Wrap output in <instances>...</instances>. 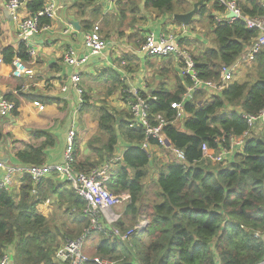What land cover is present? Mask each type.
<instances>
[{
    "label": "trees",
    "instance_id": "obj_1",
    "mask_svg": "<svg viewBox=\"0 0 264 264\" xmlns=\"http://www.w3.org/2000/svg\"><path fill=\"white\" fill-rule=\"evenodd\" d=\"M80 1L92 4L94 0ZM188 1L120 0V13L125 22L128 20L126 11L129 10L131 15L140 13L142 5L145 9L157 11L158 15L166 13L172 18L174 13L189 10ZM236 1L243 15L257 17L264 14L258 0ZM43 5L44 0H29L25 8L29 14H35ZM224 11V6L214 0H205L198 10L200 17L207 14L213 34V45L206 46L199 41L194 52L189 53L196 77L201 80L219 81L222 68L233 64L257 36V30L248 29L240 19L216 21L217 12ZM50 21L47 17H39L38 25L50 24ZM132 22L134 20L125 25ZM178 44L188 46L185 39H180ZM0 54L3 63L8 64L14 57L23 62L30 59L23 43L16 51L6 47ZM122 61L124 63L119 68L123 70L138 68L135 60L127 54L114 59L115 63ZM154 61L160 63L162 75L151 92L155 99H148L150 95L137 91L147 103L152 124L151 117L156 114L163 115L168 121L173 120L175 111L171 103L180 101L187 87L193 84L189 75H179L173 70L171 57L148 61L149 68ZM247 68L244 78H234L237 68L227 86L219 92L209 94L202 89H193L191 97L184 102L186 116L176 124L168 123L163 127L167 141L183 152V161L164 150L168 159L163 162L154 150L141 148L144 129L129 127L125 120H118L123 113L115 114L117 112L107 105L88 104L86 90L83 95L86 102L80 113L91 106L95 111L97 132L94 136H98L88 143V148L96 161L80 159L75 136L73 168L87 172L104 158L117 157L114 152L121 137L129 145L122 151L120 159L113 161L107 185L114 194L128 192L130 199L125 204L123 219L114 226L125 229L126 224L133 225L140 216L148 219L147 230L133 233L126 240L99 232L95 255L115 264H256L263 259L264 124L250 126L245 116L256 115L264 108V48L255 54ZM101 74L103 88L108 86L106 95L118 90H121V96L127 94L128 87L115 68L103 69ZM167 74L171 77L165 83ZM3 97L16 106L14 96L7 94ZM16 113L14 110L13 114ZM245 132L248 136L243 146L227 157L225 165L214 166L203 159L202 144L217 151L220 146L228 147L231 137H240ZM8 136L0 124V141ZM35 136L38 140L32 143L12 140L17 163H44V150L54 145V136L45 131ZM148 143L155 145L156 141L150 137ZM151 169H156L153 181L155 199L149 201L144 198L143 181ZM59 184L49 178L35 182L29 175H23L17 192L0 188V259L10 250L17 264H54L59 240L75 239L89 227L90 222L82 213L85 202L66 183V187ZM54 194L62 203H59L62 214H73L71 223L75 222L74 226L69 227L64 221L54 223L53 228L48 218L37 210L40 202ZM255 233L259 236L256 237Z\"/></svg>",
    "mask_w": 264,
    "mask_h": 264
},
{
    "label": "crops",
    "instance_id": "obj_2",
    "mask_svg": "<svg viewBox=\"0 0 264 264\" xmlns=\"http://www.w3.org/2000/svg\"><path fill=\"white\" fill-rule=\"evenodd\" d=\"M7 1L0 0V53L6 47H11L16 51L20 44L17 37V24L6 7ZM20 1L22 2L19 9L20 15L23 17L28 16L29 13L25 5L29 0ZM49 1H53L58 6V11L56 16L50 21L49 26L34 34L31 38V47L34 49V55L30 56L29 61H26L25 64L32 70V73L16 77L12 75L10 64H0V97L11 94L17 102L15 107L16 115H0L2 130L4 133L10 135L8 138L0 141V158L10 164H19L14 157L12 140H22L28 143L36 142L38 139H35V134L38 135L40 131L51 134L54 136L55 141L53 146L47 147L44 150V163L60 164L62 162L66 146V133L72 126V118L79 100V97L72 90L62 91V86L69 85L70 76L76 72L74 68L64 63L62 57L64 50L68 47L74 48L79 54L86 52L83 47V37L94 23L100 22L101 24L98 23L101 27V33L106 40V48L99 55L90 57L88 63L80 69V86L85 89L84 93L87 90L88 94H93L92 85L95 79V84L103 89V78L100 76L103 69L115 68L114 59L118 58L121 54H127L131 56V59L135 60L138 68L135 71L127 70L129 73L121 68H115L122 75L125 87L127 86L130 89L151 95V92L154 90L151 78L145 80L144 77L152 70L149 68L147 62L155 59H145L138 52L145 35L148 32H154L155 34L173 32L176 35L177 41L185 39L187 40V47L191 46L192 48H194L193 39L197 38L192 31H187L188 26L177 23L170 15L166 13L158 15L157 11L145 9L142 5L140 6V13L131 15V12L127 10L125 16L126 18L128 17V20L124 22L122 21L123 16L120 13V1L110 9L107 8L109 5L106 1L100 2L94 0L92 4H85L80 0H44V3ZM194 1L197 0L188 1L189 10L192 8L191 2ZM219 13L217 12V15H221ZM134 17L135 19H133ZM193 18L192 20L194 21L196 17ZM120 20L124 27H120ZM133 20L134 22L131 24L125 25L127 22ZM72 21L76 22L78 26L74 27L71 24ZM117 33L119 34L118 40L121 45L115 40L118 35ZM198 40L201 41L200 37H198ZM203 44L206 45L205 42ZM179 59L172 57L173 70L180 75L181 67L179 66ZM150 76L153 77L154 74H150ZM156 82H158L157 79ZM100 93L101 98L107 94L105 90H100L99 95ZM33 98L34 100H38L44 106V109L38 110L32 103ZM91 99H94V97L88 98V104H91ZM83 101L85 103L86 99H83ZM105 101L111 102L116 108H120L122 111L113 109L117 112L115 114H119V112L123 113L118 116V120L123 119L128 123V102L121 97V90L114 92L112 95H106ZM80 110L75 114L77 121L75 122L74 120L77 136V155L80 156V159L92 160L89 157L90 155L88 156L87 140L89 136H85L84 126L79 120ZM128 145V142L122 138L119 139L114 152L117 160L120 159L122 151ZM153 148L154 146H152ZM62 177L61 173L54 172L49 173L45 179H52V181L60 183L59 185L65 186L66 182L63 181ZM20 185L21 177L17 175L14 177L10 190L17 192ZM66 186L69 187V184L66 183ZM59 200L57 195L54 194V196L40 202L37 205V210L48 218V215L55 213L52 210L58 207L55 204ZM67 216L68 226H74L76 223H71L73 214ZM123 216V212L119 214L115 223L122 220ZM109 225L104 222V226L107 228H110L112 224ZM125 227H129L128 224ZM90 233L87 235L83 248H85L87 256L89 254H92L90 256H95V249L99 242H97L96 237H99V232L96 231L97 235H90ZM65 241H62V243ZM54 264H60V262L55 258ZM256 264H264V257Z\"/></svg>",
    "mask_w": 264,
    "mask_h": 264
},
{
    "label": "built area",
    "instance_id": "obj_3",
    "mask_svg": "<svg viewBox=\"0 0 264 264\" xmlns=\"http://www.w3.org/2000/svg\"><path fill=\"white\" fill-rule=\"evenodd\" d=\"M106 1L109 6L108 9L114 7L120 0H95ZM225 8V11L221 15L215 16L216 21L231 22L235 19H240L245 23L248 29L257 30V36L252 39L249 46L245 47L240 53L238 59L228 67H223L220 73L219 81L213 80H201L196 77L193 69V61L190 54L180 48L176 35L173 32H163L155 34L154 32H148L143 43L139 46L138 52L141 57L147 59L150 57H168L171 55H179L180 62L183 64L181 67V75H189L193 81L192 86L187 87L186 92L181 97L180 101L171 103V108L175 111L174 119L168 121L163 115L156 114L152 118L154 124L150 122V115L147 109L146 101L138 96V90L128 89L125 91L127 94L121 97L128 102L129 108V127H141L144 129L145 139L141 142V148L152 149V146L164 147L171 150L175 158L179 161L184 160V155L181 150L175 149L169 144L166 146L167 138L164 135L163 127L168 123L173 124L176 120H181L186 116L184 102L191 97L193 89H202L207 93L213 91L219 92L225 88L228 81L232 77V73L236 70L238 65L242 62L250 63L255 54L259 50L264 48V14L257 17H250L243 15L241 8L236 0H217ZM264 9V0H258ZM22 2L20 0H8L6 7L11 14L12 19L17 24V37L20 43H23L26 51L30 56L34 55V49L31 47V38L34 34L45 29L49 24L42 26L38 25L39 17H47L53 19L58 11V6L53 2H45L40 10L35 14H28V16L20 15V7ZM229 11L235 13L236 17L229 18L227 15ZM83 47L86 52L79 54L74 48L68 47L64 50L63 61L65 64L74 68V72L70 76L69 85L62 86V91L66 92L72 90L78 97L77 108L74 111L72 118V126L66 133V146L62 156V162L60 164H48L42 163L40 165H22V164H10L7 161L0 158V188L9 189L13 184L14 177L20 175H29L33 181L38 182L45 178L49 173L59 172L63 176L64 182L68 183L71 188L74 189L78 197L84 202L85 206L82 209V213L88 218L90 225L86 228L80 237L67 240L64 244L57 248L55 258L60 264H115L112 260L103 258L100 256H87L83 252V242L85 237L92 231H98L101 233H109L118 237L121 240H126L133 233H142L148 227V219L144 216L137 218L136 222L126 227L125 229H119L111 225L119 217V214L110 213V209L113 205L120 204L124 201H129L130 194L126 191L114 194L111 192L107 185L109 176L111 175L112 162L117 159L116 157L111 159H104L99 165L93 167L87 172H78L73 168L74 156V140L76 136V128L74 120L76 122L75 114L81 109L84 104L83 93L84 89L80 86L81 76L80 69L86 65L92 56L99 55L106 48V40L101 34V27L98 23H94L92 27L84 34ZM3 63L2 55L0 54V64ZM12 75L16 77H22L29 75L32 70L29 69L25 62L20 58L14 57L12 63ZM149 98L155 99L153 96ZM32 103L38 110L44 109V106L38 100H32ZM15 104L4 98L0 97V115H12L15 110ZM247 123L250 126L256 124H264V108L256 115L245 116ZM248 133L245 132L240 137H231L228 147L220 146L219 150L214 151L208 148L206 144L201 145L202 157L206 161L213 163H219L224 160V156L238 152V148L243 146ZM155 139V145L148 143L149 138ZM36 191L34 190L33 193ZM104 222L110 224V228L104 226ZM255 236H259L255 233ZM261 238H264V234ZM0 264H17L11 251L4 253L0 259Z\"/></svg>",
    "mask_w": 264,
    "mask_h": 264
},
{
    "label": "rangeland",
    "instance_id": "obj_4",
    "mask_svg": "<svg viewBox=\"0 0 264 264\" xmlns=\"http://www.w3.org/2000/svg\"><path fill=\"white\" fill-rule=\"evenodd\" d=\"M214 1H217V0H214ZM141 6V5H140ZM219 14H223V12H220ZM206 15L207 14H205V16L204 17H200L199 16V14H195V16L194 17H196V19L193 21H190V24L188 25V28H187V31H192L193 33H194V35H195V37H197V38H195L194 39V48H192L191 46L190 47H183V45H180V48L181 49H184V50H186L188 53H192V52H194V50H195V47H197L196 45H199L200 44V42H199V40H197L198 39V37H200V40L201 41H203V42H205L206 43V46H211V45H213V34L211 33L212 32V29L209 27L210 25H209V23L207 22V17H206ZM200 17V18H199ZM194 19V18H193ZM97 23H99L100 24V22H97ZM101 25V24H100ZM99 25V26H100ZM120 27H123V24H121V20H120ZM102 34V33H101ZM118 34V33H117ZM103 35V34H102ZM121 37V36H120ZM115 38H116V36H115ZM118 38H119V34L117 35V38L115 39L116 40V42L119 44V45H121V43H120V41L118 40ZM120 56H122V54L120 55ZM119 56V57H120ZM168 57H173V58H179V55H171V56H168ZM153 58H155L156 60H160L161 58H163V57H158V56H154ZM155 62V61H154ZM153 62V63H154ZM123 62H117V63H115V68H119L120 67V64H122ZM160 63H157V62H155L154 64H153V66L152 67H150L152 70L144 77V79L146 80V79H150L151 78V84L153 85V87L154 86H156V85H158L159 84V82H160V78H161V76L162 75H160V68H161V65H159ZM247 65H248V63H246L245 64V62H242V63H240L239 65H238V69L235 71V77L234 78H244V74H245V72L248 70V68H247ZM127 73H129V71H127V70H125ZM120 73V72H119ZM150 74L151 75H153L154 74V76L152 77V76H150ZM170 75L169 74H167L166 75V77H165V83H167L168 81H169V79H170ZM139 80H140V78H138ZM156 79L158 80V82H156ZM232 79V78H231ZM96 80V79H95ZM93 81L94 82V84L92 85V87H93V94H88V97L90 98L91 96H92V98L94 97V99H91V105H103V104H107L108 105V107L111 109V110H113V109H115V110H118V111H122V110H120V108H116L115 106H113L112 104H111V102H106L105 100H106V95H104L103 96V98H101L100 96H101V93H100V95H99V91L100 90H105V92H106V90H107V87H105V88H103V89H101L100 87H98L96 84H95V82L96 81ZM207 93V92H206ZM85 95V94H84ZM84 97V96H83ZM202 100H204V98H202ZM93 101V102H92ZM96 102V103H95ZM95 103V104H94ZM127 106H128V104H127ZM229 108V107H228ZM125 111H128V110H125ZM78 117V116H77ZM79 120H80V122H81V124L84 126V129H85V132H84V134H86L85 136L86 137H88L89 136V138H88V140H87V145H88V143L89 142H91L92 140H93V138L94 139H96L97 138V136H98V134H96V136H94V133L95 132H97V119H96V115H95V111H94V109L92 108V106L91 107H88L87 108V110H85V111H83V112H81L80 113V115H79ZM76 121H77V118H76ZM180 120H176L174 123L176 124L177 122H179ZM178 125V124H177ZM180 125H181V123H180ZM78 133V132H77ZM91 133H93L92 135H90ZM94 136V137H93ZM92 138V139H91ZM121 139V138H120ZM151 150H154L156 153H157V155L161 158V160L164 162V161H167V156L165 155V152H164V150H167L168 152H171V150L170 149H164V148H156V147H154L153 149H151ZM219 150V149H218ZM88 156L92 159V161H96V157H94V156H91V151H90V147L88 148ZM171 154H172V152H171ZM173 155V154H172ZM229 156H231V154H228V155H226V156H224V160H222L221 162H219V163H213V162H211V161H209V162H211L210 164L211 165H214V166H217V165H219L220 163L222 164V165H225L226 163H228L227 162V157H229ZM80 157V156H79ZM104 159H106V158H104ZM103 159V160H104ZM102 160V161H103ZM101 161V162H102ZM206 161V160H205ZM101 162H99V163H97V164H95V166H97V165H99ZM207 163H208V161H206ZM114 165V162H112V166ZM94 166V167H95ZM155 170L156 169H151L150 170V175L148 176V178L147 179H145L144 181H143V185H144V187H145V199L146 200H149V201H151V200H154L155 199V196H154V191H155V183L153 182L154 181V179L156 178V174H155ZM146 192H147V196H146ZM113 193V192H112ZM128 201H124V202H122V203H120V204H116V205H113L112 207H111V209L109 210L110 211V213H113V214H121L122 212H123V210H124V207H125V204L127 203ZM59 203H61V201L59 200L58 201V203H56L55 205H58V207L56 208V209H53L52 211L53 212H55L54 214H50V215H48V220H49V224H50V226L51 227H53V224L54 223H62V222H64V221H66V223L68 222V216L67 215H69V214H62V209H61V207H59L60 206V204ZM62 204V203H61ZM73 212H74V210H73ZM71 215H72V213H70ZM120 217H121V215H120ZM115 222H113L112 223V225L114 224ZM60 225H62V224H60ZM114 226V225H113ZM54 228V227H53ZM147 230V229H146ZM62 231V230H61ZM97 235V233H96V231H92V233H90V235ZM99 238H100V234H99V237H96V239H97V242L99 241ZM86 240H87V236L85 237V239H84V242H83V246H84V243L86 242ZM59 247H61L64 243H62V241L61 240H59ZM58 247V248H59ZM83 252L87 255V252L85 251V248H83ZM90 255H92V254H89V256Z\"/></svg>",
    "mask_w": 264,
    "mask_h": 264
},
{
    "label": "water",
    "instance_id": "obj_5",
    "mask_svg": "<svg viewBox=\"0 0 264 264\" xmlns=\"http://www.w3.org/2000/svg\"><path fill=\"white\" fill-rule=\"evenodd\" d=\"M204 2L205 0H197V1L191 2L192 8L184 13H174L172 15L173 20L178 23H181L184 26H188L190 24V21H192L194 15L198 13L200 6L203 5ZM227 16L229 18L236 17L235 13H233L232 11H229ZM71 24L74 27L78 26L77 23L73 21ZM169 144H170L169 141H166V146H169Z\"/></svg>",
    "mask_w": 264,
    "mask_h": 264
},
{
    "label": "clouds",
    "instance_id": "obj_6",
    "mask_svg": "<svg viewBox=\"0 0 264 264\" xmlns=\"http://www.w3.org/2000/svg\"><path fill=\"white\" fill-rule=\"evenodd\" d=\"M106 159H108V158H106ZM44 179V178H43ZM41 214V213H40Z\"/></svg>",
    "mask_w": 264,
    "mask_h": 264
}]
</instances>
